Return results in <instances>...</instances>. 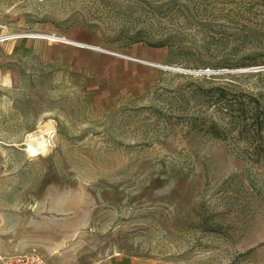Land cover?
Here are the masks:
<instances>
[{
	"label": "rangeland",
	"instance_id": "374dc122",
	"mask_svg": "<svg viewBox=\"0 0 264 264\" xmlns=\"http://www.w3.org/2000/svg\"><path fill=\"white\" fill-rule=\"evenodd\" d=\"M0 14V235L14 254L264 264V137L208 132L230 128L232 99L264 95V0H0ZM46 123L34 155L27 137Z\"/></svg>",
	"mask_w": 264,
	"mask_h": 264
},
{
	"label": "trees",
	"instance_id": "16d2710c",
	"mask_svg": "<svg viewBox=\"0 0 264 264\" xmlns=\"http://www.w3.org/2000/svg\"><path fill=\"white\" fill-rule=\"evenodd\" d=\"M220 88L221 87H219V90L223 92L224 90ZM247 95L250 96V100L246 103L244 101L239 102L238 100L234 101V99H232L231 102H228L221 107L222 110H225L224 112H227L226 114L231 124L230 128L220 124V119L211 120L208 125V132L211 136L217 139H226L229 133L227 132V130L229 129L230 131L232 128H234L236 129V132L238 135H240V137H243L248 133L261 134V137H264V95L261 94V92L258 90L256 92L254 90H249L247 92ZM247 115H250L251 118H254L253 123H241L232 127V123H234V121L239 122L238 119L244 120Z\"/></svg>",
	"mask_w": 264,
	"mask_h": 264
},
{
	"label": "crops",
	"instance_id": "0c3cea01",
	"mask_svg": "<svg viewBox=\"0 0 264 264\" xmlns=\"http://www.w3.org/2000/svg\"><path fill=\"white\" fill-rule=\"evenodd\" d=\"M1 17V14H0ZM1 232V231H0ZM7 239L0 235V257H9L16 253L15 246L16 244H10L7 246ZM95 264H162L158 263L150 258L137 257L135 255H127L124 253H115L100 262Z\"/></svg>",
	"mask_w": 264,
	"mask_h": 264
},
{
	"label": "bare ground",
	"instance_id": "6f19581e",
	"mask_svg": "<svg viewBox=\"0 0 264 264\" xmlns=\"http://www.w3.org/2000/svg\"><path fill=\"white\" fill-rule=\"evenodd\" d=\"M44 128L45 129H40L39 131H37L36 134L27 137L26 145L28 147V150L34 155H37V153H40V151L45 150L49 145V138L51 135V131L53 130V125L50 123H46L44 125Z\"/></svg>",
	"mask_w": 264,
	"mask_h": 264
},
{
	"label": "built area",
	"instance_id": "2783aa9c",
	"mask_svg": "<svg viewBox=\"0 0 264 264\" xmlns=\"http://www.w3.org/2000/svg\"><path fill=\"white\" fill-rule=\"evenodd\" d=\"M3 35H0V37H2ZM2 38H0V40ZM0 264H48V263L43 255L36 253L33 250L31 252H25V254H14V255H10L9 257H0Z\"/></svg>",
	"mask_w": 264,
	"mask_h": 264
}]
</instances>
